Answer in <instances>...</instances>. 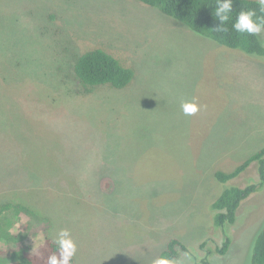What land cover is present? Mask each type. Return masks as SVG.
Wrapping results in <instances>:
<instances>
[{
  "label": "rangeland",
  "instance_id": "1",
  "mask_svg": "<svg viewBox=\"0 0 264 264\" xmlns=\"http://www.w3.org/2000/svg\"><path fill=\"white\" fill-rule=\"evenodd\" d=\"M95 48L132 66L134 81L83 93L71 61ZM193 99L204 107L185 116ZM262 145L264 56L139 0H0V202L21 198L49 219L12 225L26 245L67 228L75 264H152L176 237L189 248L183 264L209 250L212 264H247L264 188L242 203L222 255L214 172ZM258 177L251 164L233 182Z\"/></svg>",
  "mask_w": 264,
  "mask_h": 264
},
{
  "label": "trees",
  "instance_id": "2",
  "mask_svg": "<svg viewBox=\"0 0 264 264\" xmlns=\"http://www.w3.org/2000/svg\"><path fill=\"white\" fill-rule=\"evenodd\" d=\"M139 1L159 9L164 14L186 24L196 33L212 38L219 44L231 49H240L252 55L264 56V46H261L258 38L240 35L231 28L241 9L257 8L256 0H235L231 19L226 22L228 32L215 30L220 24V21L214 16L216 0ZM74 57V61H71L70 77L78 82L83 93L102 85L124 89L136 77V71L132 66H128L119 56L103 48L90 49L75 54ZM53 74L54 76L58 74L56 77L58 81L64 80L58 70ZM251 164L257 165L258 180H253L245 185L234 183L233 181L246 172ZM214 178L222 189L210 204L213 222L215 227L222 229L225 234L222 245L218 246L215 252L225 255L232 243L227 229L236 223L242 203L264 188V145L232 167H218L214 172ZM6 200L0 202V241H6V246L0 247V264H46L49 255H58V245L54 239L49 238L48 233H45L40 244L30 247L24 243L21 234L14 233L11 229L14 224L20 229L28 231L31 226L40 222L47 223L49 219L39 211L35 212V209L21 198ZM203 245L205 243L202 244V247ZM249 249L247 264H264V222L257 230ZM182 251L189 252V248L179 238L172 237L158 256L167 255L177 259ZM212 253L214 251L209 250L207 256L199 264H212L209 260V255ZM73 264H75V257Z\"/></svg>",
  "mask_w": 264,
  "mask_h": 264
},
{
  "label": "clouds",
  "instance_id": "3",
  "mask_svg": "<svg viewBox=\"0 0 264 264\" xmlns=\"http://www.w3.org/2000/svg\"><path fill=\"white\" fill-rule=\"evenodd\" d=\"M234 3L235 0H216L214 16L220 21V24L215 28L216 31H229L226 27V22L231 19ZM256 3L257 8L241 9L236 15L231 28L240 35L258 38L261 46H264V0H256ZM202 107L204 106L200 105L195 99L181 103L182 112L185 116L196 115L201 111ZM49 238L54 239L58 245V255H49L46 259V264H73L78 245L73 239L70 230L62 228L54 234L50 232ZM152 264H183V262L167 255H161L156 257Z\"/></svg>",
  "mask_w": 264,
  "mask_h": 264
},
{
  "label": "water",
  "instance_id": "4",
  "mask_svg": "<svg viewBox=\"0 0 264 264\" xmlns=\"http://www.w3.org/2000/svg\"><path fill=\"white\" fill-rule=\"evenodd\" d=\"M109 184H111L110 181H106L105 186L109 187Z\"/></svg>",
  "mask_w": 264,
  "mask_h": 264
}]
</instances>
